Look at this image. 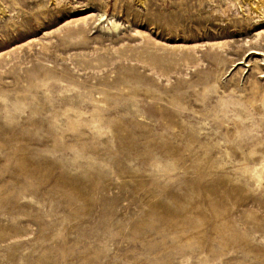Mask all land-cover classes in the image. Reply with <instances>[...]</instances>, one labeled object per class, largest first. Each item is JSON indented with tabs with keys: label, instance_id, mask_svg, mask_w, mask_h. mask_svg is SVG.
<instances>
[{
	"label": "rangeland",
	"instance_id": "374dc122",
	"mask_svg": "<svg viewBox=\"0 0 264 264\" xmlns=\"http://www.w3.org/2000/svg\"><path fill=\"white\" fill-rule=\"evenodd\" d=\"M0 264H264V0H0Z\"/></svg>",
	"mask_w": 264,
	"mask_h": 264
}]
</instances>
